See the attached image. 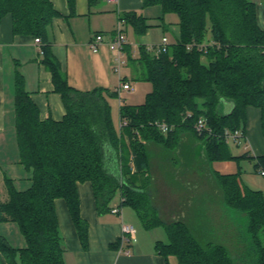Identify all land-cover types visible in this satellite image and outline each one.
<instances>
[{
  "label": "trees",
  "instance_id": "1",
  "mask_svg": "<svg viewBox=\"0 0 264 264\" xmlns=\"http://www.w3.org/2000/svg\"><path fill=\"white\" fill-rule=\"evenodd\" d=\"M67 1L73 11L75 0ZM144 4L159 6L163 15L176 14L180 39L166 52L139 46L136 80L151 82L153 89L141 105L121 104L117 125L110 99L119 93L71 87L52 55L48 29L59 16L52 1L0 0V23L11 15L14 34L40 39L43 63L66 109L61 121L42 120L16 68L15 129L20 164L32 170V186L18 191L10 179L5 182L0 223H17L27 245L14 249L0 238V264H5L3 258L7 264H65L57 199L66 201L87 250L89 224L81 215L78 190L83 183L92 185L99 213L110 211L118 195L120 207L133 208L145 229L163 227L169 242H158L156 249L167 263L175 258L177 264H264V192L247 186L241 172L212 169L214 162L249 156H234L226 139L227 133L238 130L245 136L248 107L261 110L264 131V31L257 23L256 4L251 0H144ZM123 19L138 36L149 28L148 19L135 12ZM225 101L233 105L229 113L221 111ZM200 119L205 122L202 133L196 130ZM159 125H166L169 132L164 134ZM159 153L168 165L198 162L209 170L218 200L195 208L190 219H162L153 201L150 172ZM255 168L264 170V157L257 159Z\"/></svg>",
  "mask_w": 264,
  "mask_h": 264
},
{
  "label": "crops",
  "instance_id": "2",
  "mask_svg": "<svg viewBox=\"0 0 264 264\" xmlns=\"http://www.w3.org/2000/svg\"><path fill=\"white\" fill-rule=\"evenodd\" d=\"M51 1L59 16L53 19L48 29L47 42L52 55L67 76L69 85L79 91L105 89L115 92L121 82L130 85V89L122 90L121 93L131 90L130 82L122 77L124 65L120 74L114 70L115 56L108 45H101L98 52H94L91 48L98 34L104 35L106 41L114 39L118 23L126 13L135 12L146 17L149 25L147 32L138 36L133 25L123 19L122 29L128 49L125 54L127 58L129 57L125 66H131L133 75H137L136 60L139 56L132 58L131 54H134L135 48H139L140 45L149 49L156 47L152 38L157 29L163 30V38L168 39L169 45L174 42L167 37L170 28L175 32L177 38L175 43L180 39L178 21L175 25L167 26L165 19L167 15L162 14L158 17L157 6L146 7L144 0H95L94 2L75 0L73 11L67 0ZM251 1L256 4L257 23L264 31V0ZM157 18L160 20H155ZM41 47L42 43L37 45L33 36L14 34L11 15L2 19L0 23V195L3 199L7 197L5 187L7 179L12 181L18 191L28 190L32 186V170L20 164L15 129L16 68L22 74L26 90L39 109L42 120L61 121L66 114L63 97L55 90L52 73L43 63ZM111 101L112 99L110 103L114 115V101ZM232 106V103L225 101L221 111L229 113ZM114 120L119 125V116ZM186 140L188 141V137ZM238 147H243L244 154L249 155L239 161L252 162L253 171L257 176L260 175V170L255 168L257 159L264 157V131L262 112L259 108L253 106L247 108L245 142ZM244 154L234 156L241 157ZM160 155L161 153L157 154L153 159L150 172L153 177V201L160 209L162 219L172 221L178 218L190 219L195 208H203L204 202H207L206 207H210L211 201L218 200L217 189L214 180L209 176V170L200 166L192 168V164L184 166L182 161L176 166L173 163L168 165L167 162L162 161ZM189 176L205 177L206 189L202 187L203 179L197 181V178H194L197 185L192 182L193 179H189ZM256 178L251 176L242 179L251 189L264 192V184L258 183ZM159 182L164 187L162 194L156 187ZM78 190L81 215L89 224V248L84 250L81 245L66 201L57 199L55 207L63 236L65 264H174L171 259L167 263L156 249L158 242L165 244L169 242L163 227L145 229L135 210L129 206L120 207V202L113 201L110 211L99 213L92 185L79 184ZM114 209H120L121 212L114 213ZM187 209H190L191 213L189 211L187 213ZM126 225L133 226L136 230L135 236L129 240L124 239L123 228ZM159 228H163L164 232L159 231ZM0 238L14 249H23L27 245L19 225L15 222L0 223ZM3 261L7 264L4 258Z\"/></svg>",
  "mask_w": 264,
  "mask_h": 264
},
{
  "label": "rangeland",
  "instance_id": "3",
  "mask_svg": "<svg viewBox=\"0 0 264 264\" xmlns=\"http://www.w3.org/2000/svg\"><path fill=\"white\" fill-rule=\"evenodd\" d=\"M156 9H158L159 13H158V17L159 16H162V11H161V8L159 6L156 7ZM156 18V17H155ZM166 19V25L167 26H171V25H175L177 24V15L176 14H167V16L165 17ZM176 20V21H172V20ZM155 20H160V18H157ZM174 31H172V29L170 28V30L167 32V37H169L170 41H174L173 43H175L177 41V38H175V35H174ZM163 30L162 29H157L154 34H153V41H154V44L156 45V47H158L161 43H162V38H163ZM171 43V44H173ZM132 55V58H137L138 56H140V53H139V48L136 47L135 48V53L134 54H131ZM129 58V57H128ZM127 58V55L125 54V63L128 62ZM132 61H130L131 63ZM125 63L123 64L124 65V68L122 70V77L123 78H126L130 84H131V90L128 91V92H123V93H120L118 94L115 98L112 99V101H114V119H118V116H119V108H120V105H129V106H138V105H141L143 104L145 101H146V97L147 95L152 91L153 89V85L151 82H148V81H141V80H136V76L137 75H133L132 73V69H131V66L129 67L128 66H125ZM123 67V66H122ZM111 101V102H112ZM121 102V103H120ZM111 104V103H110ZM239 145H236V144H233V142L229 143V150L230 152L233 154V155H241V154H244V148L243 147H238ZM153 162V161H152ZM193 167L192 168H199V163L198 162H195L194 164H192ZM212 169L213 170H216V171H219L221 173H235V172H241V177L242 178H246L248 179L249 177L251 176H256L257 178V181L258 183L262 182L264 184V176H262L260 174V171H259V174L260 175H256V172L253 171V163L250 162V161H247V160H230V161H227V162H214L212 164ZM251 174V175H249ZM194 178H197V181H201V179H203V182H202V187L204 189H206V186H207V182H206V178L205 177H202V176H189V179H193L192 182L193 183H196ZM191 182V184L194 186V184ZM197 184V183H196ZM201 185V183H199ZM198 185V184H197ZM153 186V184H152ZM156 187L160 189L161 191V194L163 193V184H161L160 182L156 184ZM115 202H120V197L117 195L115 197ZM194 203V202H193ZM192 203V204H193ZM191 204V205H192ZM190 205V206H191ZM160 211V209H159ZM188 211L191 213V210L190 209H187V213ZM209 211H210V215L214 216L215 215V212H214V209H210L209 208ZM179 220H181L180 218H178ZM183 219V218H182ZM169 222H171L172 220H168V219H165ZM160 230L159 231H163L164 232V229L163 228H159ZM172 260V263L176 264V259L175 258H171Z\"/></svg>",
  "mask_w": 264,
  "mask_h": 264
},
{
  "label": "built area",
  "instance_id": "4",
  "mask_svg": "<svg viewBox=\"0 0 264 264\" xmlns=\"http://www.w3.org/2000/svg\"><path fill=\"white\" fill-rule=\"evenodd\" d=\"M122 23H123V19H121L118 23L117 26V30H116V35L115 38L110 40V41H106L105 36L102 34H98L95 36L93 43L91 45V48L94 52H98L99 51V47L103 44L108 45L109 49L113 52L115 58H114V62H115V67L114 70L120 74L121 72V68L123 66V64L125 63L124 59H125V51L124 48L127 45V41L122 29ZM35 43L37 45L41 44L40 39L35 38ZM168 39L167 38H163L162 43L158 46L155 47L157 48V50L159 52H166L168 49ZM40 53L42 54V49L40 48ZM130 89V85L126 84V83H122L119 85L117 92L120 94L122 90H128ZM161 131L166 134L169 132V128L166 125H159ZM205 129V122L203 119H200L198 121V124L196 126V130L199 133H202ZM226 139L227 141H232L233 143H235L236 145H243V143L245 142V136L241 131H235V132H229L226 134ZM260 174L262 176H264V170H260ZM114 213H120V209H114L113 210ZM123 232H124V239L125 240H129L131 237L135 236L136 230L133 226L130 225H126L123 228Z\"/></svg>",
  "mask_w": 264,
  "mask_h": 264
}]
</instances>
